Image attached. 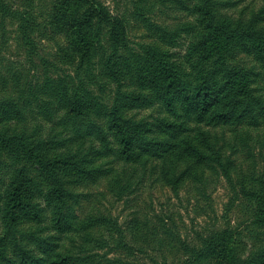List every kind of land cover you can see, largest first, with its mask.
Here are the masks:
<instances>
[{
  "label": "trees",
  "instance_id": "trees-1",
  "mask_svg": "<svg viewBox=\"0 0 264 264\" xmlns=\"http://www.w3.org/2000/svg\"><path fill=\"white\" fill-rule=\"evenodd\" d=\"M189 1L191 19L172 28L139 14L154 34L134 43L101 0H52L47 28L68 70L0 77V264H126L109 256H134L141 225L123 228L102 201L127 194L128 174L174 196L232 182L225 132L264 130V0L248 14L235 0ZM6 22L32 43L30 20L0 0ZM252 180L249 228L194 242L165 231L178 256L153 264H264V175Z\"/></svg>",
  "mask_w": 264,
  "mask_h": 264
},
{
  "label": "rangeland",
  "instance_id": "rangeland-1",
  "mask_svg": "<svg viewBox=\"0 0 264 264\" xmlns=\"http://www.w3.org/2000/svg\"><path fill=\"white\" fill-rule=\"evenodd\" d=\"M2 1L10 9L24 13L30 20L33 41L30 45L19 41L17 23L0 25V77L12 83L14 74L19 76V72H27L32 80H39L52 69V64L68 70L60 52L63 45L58 39L52 38L47 28V13L52 0ZM235 1H239L238 10L244 9L246 14L253 9L257 11L261 6V0ZM101 2L112 15L127 21L129 38L134 43L148 42L154 34V31L146 28L141 16L168 28L191 19L187 10L191 5L189 0ZM238 10L233 15H237ZM224 136L222 142L225 152L234 162L231 183L220 178L207 187L205 195L201 196L198 191L189 189L174 196L168 188L156 183L154 178L141 180V174H128L132 188L125 196L115 201L106 194L107 200L102 201L104 209L118 219L119 225L126 228L133 221L141 225L135 243L129 240L134 256L128 257L125 251L117 249L109 257H119L126 264H153L154 261H161L163 254L172 261L178 256V244L176 239L166 237L165 231L180 236L182 240L194 242L197 235L208 231L226 227L246 230L252 225L255 206L242 194V189H253L252 179L264 175V130L239 132L236 135L226 131ZM90 191L94 197H98L97 193L105 192V189L100 186ZM161 222L163 227L160 226ZM144 223L150 227V231L144 229Z\"/></svg>",
  "mask_w": 264,
  "mask_h": 264
}]
</instances>
